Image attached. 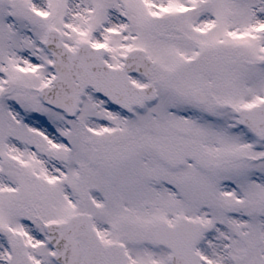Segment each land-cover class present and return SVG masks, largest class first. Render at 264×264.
<instances>
[{
    "label": "snow or ice",
    "instance_id": "obj_1",
    "mask_svg": "<svg viewBox=\"0 0 264 264\" xmlns=\"http://www.w3.org/2000/svg\"><path fill=\"white\" fill-rule=\"evenodd\" d=\"M0 264H264V0H0Z\"/></svg>",
    "mask_w": 264,
    "mask_h": 264
}]
</instances>
